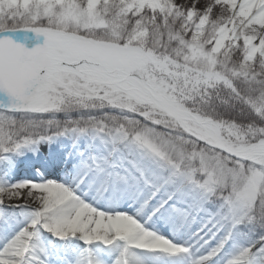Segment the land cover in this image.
I'll return each instance as SVG.
<instances>
[{
    "label": "snow or ice",
    "instance_id": "snow-or-ice-1",
    "mask_svg": "<svg viewBox=\"0 0 264 264\" xmlns=\"http://www.w3.org/2000/svg\"><path fill=\"white\" fill-rule=\"evenodd\" d=\"M0 264H264V0H0Z\"/></svg>",
    "mask_w": 264,
    "mask_h": 264
}]
</instances>
